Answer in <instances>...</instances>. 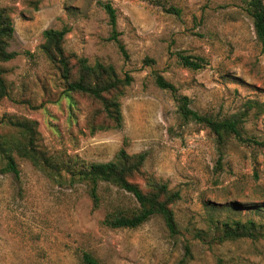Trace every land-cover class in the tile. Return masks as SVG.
I'll list each match as a JSON object with an SVG mask.
<instances>
[{"label": "rangeland", "instance_id": "obj_1", "mask_svg": "<svg viewBox=\"0 0 264 264\" xmlns=\"http://www.w3.org/2000/svg\"><path fill=\"white\" fill-rule=\"evenodd\" d=\"M105 3L126 56L109 39ZM1 7L17 54L0 62L9 86L0 133H9L5 116L36 120L49 155L87 164L112 159L122 146L145 152L146 173L179 198L176 233L159 215L111 228L106 213L137 205L133 195L102 182L94 206L85 185L57 181L14 153L18 173L0 171V264H78L82 250L101 264H264V53L244 0H0ZM62 26L67 51L131 77L120 128L90 132L82 101L70 112L65 83L40 48L42 32ZM178 53L202 57V66H183ZM155 72L175 90L158 86ZM177 95L199 113L238 119L241 136L220 142L184 120ZM227 219L251 220L261 234L220 242L215 222Z\"/></svg>", "mask_w": 264, "mask_h": 264}, {"label": "trees", "instance_id": "obj_2", "mask_svg": "<svg viewBox=\"0 0 264 264\" xmlns=\"http://www.w3.org/2000/svg\"><path fill=\"white\" fill-rule=\"evenodd\" d=\"M245 10L252 19L253 29L260 50L264 53V1L244 0ZM111 28L110 40H113L123 56H126L124 45L119 40L116 29L114 8L103 4ZM67 26L47 28L42 32L41 50L52 66L59 72L65 83L64 93L68 98L71 113L78 101L86 108L85 126L90 132L97 130L117 129L122 126L120 98L124 89L131 82L128 74L120 76L110 63L94 61L67 51L64 47ZM14 33L13 22L7 7L0 8V62L8 61L17 53L9 50V41ZM180 63L191 69L202 66V57L178 53ZM158 86L174 91L172 83L165 80L158 72L154 73ZM8 83L4 77V68L0 65V100L7 96ZM79 99V100H78ZM178 112L186 121L203 125L212 132L218 141L233 134L240 137L239 120L231 117L221 119L206 113H199L188 107L189 99L185 95L176 96ZM9 133H0V162L2 172L18 173L14 153L28 158L31 163L47 176L57 181L85 185L94 206L99 205V184H111L124 190L135 198L137 205L131 207L117 206L109 210L103 223L111 228H137L155 215L161 216L170 233L178 232L177 221L172 204L179 198L177 190L168 188L167 183L152 178L144 170L145 152L129 153L124 146L120 147L112 159L106 162L84 163L76 157L62 158L49 155L40 141L37 122L33 119L5 116L1 119ZM140 178L143 184L136 181ZM217 240H236L244 237L256 238L261 231L249 220H223L215 222ZM199 234V233H198ZM78 264H101L88 250H82Z\"/></svg>", "mask_w": 264, "mask_h": 264}]
</instances>
